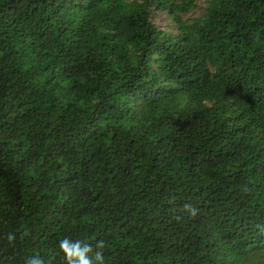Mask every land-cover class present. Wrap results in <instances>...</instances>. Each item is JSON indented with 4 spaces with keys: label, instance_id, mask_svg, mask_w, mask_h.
I'll use <instances>...</instances> for the list:
<instances>
[{
    "label": "trees",
    "instance_id": "1",
    "mask_svg": "<svg viewBox=\"0 0 264 264\" xmlns=\"http://www.w3.org/2000/svg\"><path fill=\"white\" fill-rule=\"evenodd\" d=\"M82 257L264 264V0H0V264Z\"/></svg>",
    "mask_w": 264,
    "mask_h": 264
},
{
    "label": "rangeland",
    "instance_id": "2",
    "mask_svg": "<svg viewBox=\"0 0 264 264\" xmlns=\"http://www.w3.org/2000/svg\"><path fill=\"white\" fill-rule=\"evenodd\" d=\"M204 2H205V0H198V3L200 6L203 5ZM196 12H198V13L201 12V8H197ZM156 20L159 23V25L164 27V28H166L170 23V21H169V19L165 13H159L156 17Z\"/></svg>",
    "mask_w": 264,
    "mask_h": 264
},
{
    "label": "clouds",
    "instance_id": "3",
    "mask_svg": "<svg viewBox=\"0 0 264 264\" xmlns=\"http://www.w3.org/2000/svg\"><path fill=\"white\" fill-rule=\"evenodd\" d=\"M79 264H88V260L82 257Z\"/></svg>",
    "mask_w": 264,
    "mask_h": 264
}]
</instances>
